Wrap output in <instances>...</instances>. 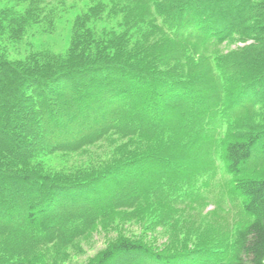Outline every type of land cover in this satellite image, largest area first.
<instances>
[{
	"label": "trees",
	"instance_id": "trees-1",
	"mask_svg": "<svg viewBox=\"0 0 264 264\" xmlns=\"http://www.w3.org/2000/svg\"><path fill=\"white\" fill-rule=\"evenodd\" d=\"M9 1L26 5L0 11V264H59L115 214L157 215L165 206L157 217L165 226L170 202L216 181L215 157L235 179L227 253L159 252L124 237L94 264H264V177H245L264 157V132L214 140L264 99V0H95L76 18L67 52L19 60L10 45L53 26L55 13L46 0ZM119 14L121 32L108 25ZM236 42L243 45L220 49ZM102 143L109 152L95 159ZM84 150L90 161L79 168L43 166ZM195 159L206 169L188 170Z\"/></svg>",
	"mask_w": 264,
	"mask_h": 264
},
{
	"label": "rangeland",
	"instance_id": "rangeland-1",
	"mask_svg": "<svg viewBox=\"0 0 264 264\" xmlns=\"http://www.w3.org/2000/svg\"><path fill=\"white\" fill-rule=\"evenodd\" d=\"M58 1L64 3L59 5ZM94 1L46 0L48 9L52 10L53 8L55 13L53 26L49 22H45L29 29L19 46L10 45V47H17L15 48L17 51L11 48V59H23L29 53L45 52L53 55L67 52L72 40L73 24L76 18L87 12ZM13 5L20 6L19 9H23L26 4L18 5L14 1L0 0V11ZM108 25L121 32L123 29L120 27L123 26L122 15L119 14L118 18L112 20ZM249 38L250 36L245 37V39ZM242 45L238 42L226 43L220 49L228 52ZM241 86L239 85L236 90L232 89V92H238ZM231 96L235 95L232 94ZM162 107L164 108V106ZM243 108L245 109L238 111L239 118L235 117L230 123L233 129L231 131L227 130L228 127L224 129L223 133H219L217 137L215 136V142L224 143L228 140H241L258 131L264 132V99ZM196 137H193L194 148H197L199 143L196 141ZM182 142L184 149L193 148L189 142L187 143L185 140ZM103 145L98 150H94L96 153H92L95 159L100 157L102 153L103 157L99 160L106 158L109 148L105 144ZM88 154L89 152L84 150L76 154H67L68 158L64 160L60 156H56L52 160L48 158L47 162L49 164H43V166L47 169V172L51 169L70 171L72 167L73 169L79 168L83 162L90 161ZM111 154L112 150L110 156ZM194 161L189 164L188 170L192 171V167L196 170L198 168L206 169V165L202 160L195 159ZM213 163L218 169L216 181H212L208 185L203 182L200 187L192 192L190 199L186 202L179 200L170 202L167 210L171 212L172 216L166 213L169 217L166 218L163 224L165 226L154 223L157 222L156 218L158 216H162L161 211L165 206H162L158 215H156L157 211L153 210L156 216L152 212H146L151 209H138V211L143 212H138V216L135 217L133 215L132 217H121L115 214L97 222L86 234L78 237L71 247L64 250V253H66L65 258L63 256L58 257L59 264H94L108 247L124 237L131 240L140 239L144 244L159 252L175 253L208 247L222 254L226 250L225 247H228L227 232L234 221V218H231L232 213L236 212L232 205L231 197L233 193L230 189L235 179L227 173L226 165L222 159L215 157ZM208 166L213 168L211 163ZM200 173L204 174V172ZM206 175L204 174L203 177ZM245 177H264V157H261L259 163L251 166ZM152 221L153 223H151ZM58 255L61 254L56 256ZM120 264L147 263L131 258L128 261H122Z\"/></svg>",
	"mask_w": 264,
	"mask_h": 264
},
{
	"label": "bare ground",
	"instance_id": "bare-ground-1",
	"mask_svg": "<svg viewBox=\"0 0 264 264\" xmlns=\"http://www.w3.org/2000/svg\"><path fill=\"white\" fill-rule=\"evenodd\" d=\"M37 1H39V0H37ZM154 29H157V28H154ZM140 30H142V29H140ZM153 31V30H152ZM141 32V31H140ZM150 33H151V31H150ZM153 34H154V32H152ZM147 34H145V36H146ZM144 37V36H143ZM159 37V36H158ZM147 38H148V36H147ZM148 40V39H147ZM161 46V45H160ZM161 47H163V45L161 46ZM166 114V113H165ZM164 121H165V119H164ZM163 121V122H164ZM163 126H164V124L161 126L162 128H163ZM160 127V128H161ZM163 131H164V129H163ZM204 131V130H203ZM211 136V135H210ZM172 139H170V141H171ZM174 142H176V141H174ZM173 144V143H172ZM178 144V143H177ZM169 145V144H168ZM172 146V145H171ZM181 146V145H180ZM178 147V146H177ZM166 158V157H165ZM230 165V164H229ZM162 167V166H161ZM257 167V166H256ZM231 171V170H230ZM247 171V170H246ZM245 171V172H246ZM243 172V171H242ZM164 173V172H163ZM234 173V172H233ZM243 174V173H242ZM234 175V174H233ZM235 176H236V174H235ZM159 177H160V175H159ZM239 177V176H238ZM161 178V177H160ZM167 178H168V176H167ZM169 179V178H168ZM243 180V179H242ZM245 181H247V180H245ZM160 182V181H159ZM167 182V181H166ZM169 183H170V181H168ZM239 183H240V181H239ZM160 184V183H159ZM159 184H157L158 186H159ZM161 184H162V182H161ZM155 186H156V184H154ZM169 185V184H168ZM170 185H171V183H170ZM170 185H169V187H170ZM234 185V184H233ZM152 188H153V186H151ZM172 188V187H171ZM180 189V188H179ZM153 190V189H152ZM181 190H182V188H181ZM238 190V189H237ZM173 192H174V190H172ZM172 191H171V193H172ZM175 191H177V190H175ZM179 191V190H178ZM168 192H169V189H168ZM188 193V192H187ZM136 195H138V194H136ZM146 195V194H145ZM144 195V196H145ZM173 195V194H172ZM187 195V194H186ZM140 196V195H139ZM187 197H188V195H187ZM138 198H140V197H138ZM144 198V197H143ZM147 198V197H146ZM136 199V198H135ZM145 199V198H144ZM185 199H187L186 197H185ZM119 200V199H118ZM142 200V199H141ZM148 200V199H147ZM164 200V199H163ZM126 201H127V199H126ZM125 201V202H126ZM124 202V201H123ZM123 202H121V203H123ZM124 202V203H125ZM129 202V201H128ZM123 203V204H124ZM127 203V202H126ZM131 203H133V202H131ZM135 203V202H134ZM128 204V203H127ZM200 204H202V203H200ZM119 205V204H118ZM126 205V204H125ZM124 206V205H123ZM129 206V205H128ZM142 206V205H141ZM138 208V207H137ZM158 215V214H157ZM160 215V214H159ZM156 216V215H155ZM165 217V216H164ZM154 218V217H153ZM157 219V218H156ZM161 220H164V219H160V221ZM153 222V221H152ZM158 222V221H157ZM157 222H154V223H157ZM164 223V222H163ZM146 244H144V246H145ZM224 245V244H223ZM143 246V247H144ZM142 247V248H143ZM222 247V246H221ZM223 248V247H222ZM147 249H148V247H147ZM149 250H150V248H149ZM224 253L226 252L225 250L223 251ZM227 253V252H226ZM221 259V258H220ZM222 260V259H221Z\"/></svg>",
	"mask_w": 264,
	"mask_h": 264
}]
</instances>
